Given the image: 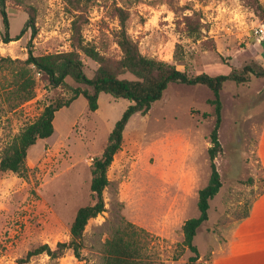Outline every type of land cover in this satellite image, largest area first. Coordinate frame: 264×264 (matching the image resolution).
<instances>
[{"label":"rangeland","instance_id":"obj_1","mask_svg":"<svg viewBox=\"0 0 264 264\" xmlns=\"http://www.w3.org/2000/svg\"><path fill=\"white\" fill-rule=\"evenodd\" d=\"M5 6L11 40L5 41L0 0V57L26 59L30 44L36 55L71 51L76 22L85 41L120 58L122 9L143 54L172 61L189 74L264 65V31H257L264 29V0H5ZM81 57L92 76L99 63L83 52ZM37 70L31 67L35 96L14 109L4 89L14 84L15 74L11 68L0 70V153L46 105L66 101L73 88L85 86L70 76L64 85L52 86ZM213 97L207 85L173 82L147 114H134L108 170L105 211L87 224L80 256L68 248L56 258L41 253L23 264H107L110 242L129 222L142 229L131 238L141 264H188L192 252L182 246V226L199 215V190L211 176ZM221 99L222 149L215 162L223 185L194 238L200 251L195 264H219L229 232L260 189L253 172L264 131V76L227 81ZM131 103L103 92L98 110L90 111L80 95L56 112L54 133L29 148L25 174L0 173V264H20L30 249L42 244L55 249L70 240L78 208L95 201L94 158Z\"/></svg>","mask_w":264,"mask_h":264},{"label":"trees","instance_id":"obj_2","mask_svg":"<svg viewBox=\"0 0 264 264\" xmlns=\"http://www.w3.org/2000/svg\"><path fill=\"white\" fill-rule=\"evenodd\" d=\"M1 5L6 32L5 41L8 42L11 40L9 37L10 20L5 0H1ZM120 16L121 28L117 33V43L122 51L120 58L108 56L94 44L85 41L76 22L73 25V49L71 51L36 55L30 44L26 59L0 57V70L11 68L15 74L14 84L10 89H4L6 98L11 101V109L35 96L36 81L31 74V67H35L38 69L37 71L45 74L52 86L64 85L69 76L76 82L85 85L83 88H73V95L66 101L52 102L46 105L38 118L24 127L20 134L0 153V173L12 171L20 175L25 174L28 171L26 159L29 148L39 139L50 137L54 133L56 112L63 106H69L80 95L86 97L90 111L98 110L99 96L103 92L109 93L115 98H126L132 102L116 121L102 153L94 158L91 191L95 201L78 208L70 225V240L58 242L55 249L49 244H42L30 249L25 257L19 259L20 264L41 253H47L52 258H56L68 248L73 249L76 256H80L87 224L90 219L105 211L104 190L110 182L108 170L115 155L122 148L126 126L134 114H147L153 104L162 99L169 84L173 82L207 85L214 94V97L209 101L214 105L215 119L210 133L212 145L209 147L211 176L208 184L199 190V215L186 219L182 226L184 235L182 246L192 252L188 264H195L200 258V251L194 243V238L199 227L209 219L210 201L218 194L223 185L220 171L215 162L222 149L219 132L223 112L221 90L227 81L246 83L253 77L264 76V65L246 64L242 68L233 67L229 73L218 75L189 74L178 69L172 61L143 54L138 42L128 32L127 15L122 9H120ZM27 25L32 27L33 33L37 32L36 25L32 20H28ZM24 32L25 28L22 29L21 35ZM81 52L99 63V67L92 76H89L84 70ZM127 73L133 77H121L122 74ZM205 115L209 116L208 113ZM141 230L134 223L129 222L123 235L117 236L110 242V256L107 264H141L136 258L139 252L135 248L134 241L131 240L134 233Z\"/></svg>","mask_w":264,"mask_h":264},{"label":"crops","instance_id":"obj_3","mask_svg":"<svg viewBox=\"0 0 264 264\" xmlns=\"http://www.w3.org/2000/svg\"><path fill=\"white\" fill-rule=\"evenodd\" d=\"M256 156L258 167L253 172V183L260 189L253 192L246 214L229 232L219 264H264V131L256 146Z\"/></svg>","mask_w":264,"mask_h":264},{"label":"built area","instance_id":"obj_4","mask_svg":"<svg viewBox=\"0 0 264 264\" xmlns=\"http://www.w3.org/2000/svg\"><path fill=\"white\" fill-rule=\"evenodd\" d=\"M257 31H261V32H263L264 31V29L263 28H260L259 30H257ZM39 74H41V72H39Z\"/></svg>","mask_w":264,"mask_h":264}]
</instances>
